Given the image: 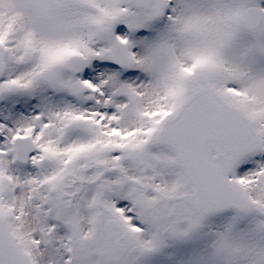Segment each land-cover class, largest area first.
I'll list each match as a JSON object with an SVG mask.
<instances>
[{
  "label": "snow or ice",
  "instance_id": "snow-or-ice-1",
  "mask_svg": "<svg viewBox=\"0 0 264 264\" xmlns=\"http://www.w3.org/2000/svg\"><path fill=\"white\" fill-rule=\"evenodd\" d=\"M0 264H264V0H0Z\"/></svg>",
  "mask_w": 264,
  "mask_h": 264
}]
</instances>
